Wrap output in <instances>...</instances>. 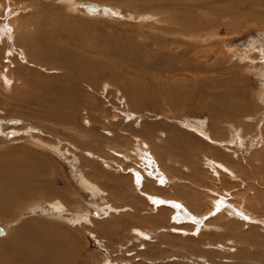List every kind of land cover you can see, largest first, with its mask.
<instances>
[{"label": "rangeland", "instance_id": "1", "mask_svg": "<svg viewBox=\"0 0 264 264\" xmlns=\"http://www.w3.org/2000/svg\"><path fill=\"white\" fill-rule=\"evenodd\" d=\"M83 5L109 7L117 15L92 16ZM174 18L199 27L178 28L170 23ZM23 21L26 29L19 28ZM7 25L17 50L5 59L10 46L0 37V71L8 67L13 78L11 88L0 86V166L10 161L25 170L37 162L40 181L57 192H37L0 219L17 222L16 229L30 223L16 240L38 230L47 239L52 231L57 264H264L253 259L264 253V145L258 153L246 147L233 155L181 126L199 121L222 141L231 125L250 143L264 120V0H0V31ZM49 39L59 57L43 48ZM59 58L72 68L54 61ZM223 100L229 107L221 108ZM141 140L172 184H131L129 175L142 164L123 155L134 160L130 153ZM206 157L228 165L237 180L223 170L215 178L202 166ZM82 177L99 194L92 195ZM159 193L166 199L163 211L146 197ZM175 197L206 215L214 209L211 199L241 206L245 197L253 215L225 233L209 226L219 224L214 218L200 227L177 223L168 206ZM56 199L91 221L78 225L59 215ZM16 232L0 239V264L22 263L8 254L7 239Z\"/></svg>", "mask_w": 264, "mask_h": 264}, {"label": "bare ground", "instance_id": "2", "mask_svg": "<svg viewBox=\"0 0 264 264\" xmlns=\"http://www.w3.org/2000/svg\"><path fill=\"white\" fill-rule=\"evenodd\" d=\"M66 1V0H65ZM74 2V1H73ZM211 2V1H210ZM73 4V3H72ZM74 5V4H73ZM87 5H83V9L86 7ZM90 6V5H89ZM80 7V6H79ZM81 7V8H82ZM90 7H97L98 8V12L96 14H93V13H89L88 11H86L88 14L92 15V16H96V15H105L107 16L108 18H113L114 16H116L117 14L115 13V11L109 7H103V6H100V5H96V6H90ZM76 8V7H75ZM102 8H105L107 9L106 12H104L103 10H101ZM85 10V9H84ZM215 10V13H217L219 10L217 9H213ZM120 13V12H119ZM228 14V12H226ZM104 16V17H105ZM170 23L173 24V26H177L178 28H182V29H189L188 31H196L197 28L199 27V23L196 22H192L191 20L189 19H184V18H174L173 20H170ZM17 24V23H16ZM18 25V24H17ZM22 28V29H26L27 28V25L26 23L23 21L21 24H19V28ZM206 29V28H205ZM12 28L10 26H2V29L0 31V37H5L7 39V43L9 44V48L7 49V51L5 52V59L9 60V58L13 55V52L16 49L15 47V44H14V39H15V36H13L12 34ZM39 38V37H38ZM39 41V39H38ZM49 43V44H48ZM48 43L45 42V45L43 46V48L49 52V54L51 52H53V57H59V55H57L55 52L56 50L54 51L55 48H57L54 44H52V39H49L48 40ZM38 49L40 50V47H39V44H38ZM249 50V49H248ZM247 51V50H246ZM262 52V51H261ZM51 54V55H52ZM18 55L20 57V59L23 61V62H26L28 63L27 61V56L25 54V52L22 50V49H19V52H18ZM54 61H57V63L59 64H63L62 63V60L59 58V59H56ZM66 64V63H65ZM63 64L67 69L69 68H72L71 66L69 65H65ZM264 65V63H263ZM6 67V66H5ZM75 69H78L77 68V65L75 64ZM263 69V67H262ZM7 72L6 73H3V71H0V86L4 88V86H7L8 88H11V84L13 82V78L11 77H8V67L6 68ZM261 71V70H260ZM75 72V71H74ZM87 73V72H86ZM79 74V73H77ZM82 75V73L80 74V76ZM83 76V75H82ZM262 76V75H261ZM264 76V74H263ZM262 79V78H261ZM13 87V86H12ZM232 92V91H231ZM224 94V93H223ZM227 94V93H226ZM225 95V94H224ZM223 95V96H224ZM260 95H264V87L262 88V91L260 93ZM230 97V96H229ZM234 97V96H233ZM232 97V98H233ZM261 97V96H260ZM212 99V98H211ZM217 101H220V100H217ZM233 105L234 103V100L232 99L231 101ZM229 104L228 102H226V100H223L222 104H221V108L224 109V108H227L229 107ZM236 105V104H235ZM231 106V105H230ZM234 106V105H233ZM236 107V106H235ZM238 108V107H237ZM236 109V108H235ZM53 110V109H52ZM235 112V111H234ZM240 113V112H238ZM132 116V115H131ZM225 117L227 119H231L235 117L234 113H228L225 115ZM238 117V116H237ZM134 118V117H133ZM224 118V120L226 119ZM222 120V119H221ZM189 121V120H188ZM254 121V119L252 120ZM3 121L0 120V125H3L2 123ZM199 122V121H198ZM197 121L195 122H191V123H183L181 124V126H184V127H187L191 130H193L194 132H197V133H200L201 136H203V138L205 140H208V142H210V144L213 146H217V147H220V148H223V149H227L229 150L230 152H232L233 155H238L239 152H242V151H245L246 147H249V149H252V150H255V153L259 150L258 148H260L261 145H264V137H263V131H261L263 128H261L263 125H264V120L263 118L260 119L259 123L261 122L260 126L256 128L255 130V133L253 135H251L249 138L251 139L250 140V143H247V140L245 139L246 136H241L240 133L241 131L239 129H236L234 128V126H231L229 125L228 126V137L227 138H224V140L222 141H217L215 139H213L211 137V134L210 132H208V130H205V126L203 123H198ZM13 123V122H12ZM258 123V124H259ZM186 128V129H187ZM238 128V127H237ZM199 137V136H198ZM202 138V139H203ZM139 142V145H136L137 147H134V152L132 151L130 154L135 156L134 157V160L133 159H130L129 158V153L128 154H124V158L129 160V161H135L136 159L138 160V163H141L142 166L136 170V169H133V170H136L132 175L130 174L129 177L131 179V184L134 185V187H139L140 189V186L147 183V181L149 179H156V182H158L159 184L161 183L162 185H165V184H172V181L174 180H170L168 178V176H166L165 173H163L160 169H158V166L159 164L161 163H158L159 161L156 159V156L154 154H151L149 151H147V149H149L148 145L145 144V142H143L142 140L141 141H138ZM207 143V142H206ZM133 146V145H132ZM144 146H145V149H144ZM147 147V149H146ZM137 148V150H136ZM235 149L237 151H235ZM222 150V149H221ZM248 150V149H247ZM154 152V151H152ZM220 152V151H219ZM254 152V151H253ZM134 153V154H133ZM258 153V152H257ZM24 154V153H23ZM251 154V153H250ZM25 155V154H24ZM92 155V154H90ZM243 155V153H242ZM254 155V154H253ZM32 156H34L32 154ZM154 156V157H153ZM9 157V156H8ZM25 157V156H24ZM225 157V156H224ZM232 157V156H231ZM238 157V156H237ZM254 157V156H253ZM255 157L258 158V154H255ZM30 158V157H29ZM31 158H36L35 156L34 157H31ZM246 158V157H245ZM249 158V157H248ZM8 160H12V157L10 158H6ZM95 159V158H94ZM97 159V158H96ZM99 159V158H98ZM153 159L156 160V164H154L152 161ZM214 159V158H213ZM212 158H204L203 159V163H202V166L203 168H205V170L209 169L211 172L213 171L214 173H216V176L215 178L219 179V176H222L221 173H222V170H223V173L227 174L230 178H232L233 180H237V176L235 175V171L233 172V170L225 165H222L218 162H216L215 160H213ZM231 159V158H230ZM239 159V158H238ZM243 159V158H242ZM253 158H251L252 160ZM33 160V159H32ZM229 160V159H228ZM261 160V159H260ZM99 162H101V164H103L105 166V168H108L106 167V161L104 160L103 157H100L99 160H97ZM235 161V160H234ZM237 161V160H236ZM250 161V160H249ZM23 162V161H22ZM128 162V161H127ZM224 162V161H223ZM229 162V161H228ZM263 162V161H262ZM8 165L6 167H1L3 165H1L0 167V219L1 218H6L8 216V212L13 209L12 207L16 206L17 204L23 202V201H27L29 200L30 198H33L37 192H47L49 191L50 193V190L53 191L54 193L57 194V192H55L53 190V188L51 186H48L46 185V183H43L42 180L40 181L39 179V174H40V171L43 170V167L41 164H37V162L34 164V163H30V166H27V167H30V168H27V169H18L20 168L18 165V167L14 168L15 166L12 164L13 162H7ZM26 163V162H25ZM28 163V162H27ZM129 163V162H128ZM132 163V162H131ZM153 163V165H152ZM230 163V162H229ZM238 163V162H237ZM33 164V165H32ZM98 164V163H97ZM135 164V163H134ZM239 164V163H238ZM256 164V163H255ZM5 165V164H4ZM20 165V164H19ZM28 165V164H27ZM143 165H144V168H143ZM157 165V166H156ZM230 165V164H229ZM235 165V164H234ZM233 165V166H234ZM237 165V164H236ZM252 165V164H251ZM23 166V164H22ZM109 166V164H108ZM246 166V165H245ZM255 166V165H254ZM131 167V166H130ZM231 167V166H230ZM238 167V166H237ZM258 167V166H257ZM26 168V167H24ZM129 168V167H128ZM127 168V169H128ZM161 168V167H160ZM130 169V168H129ZM235 169V168H234ZM253 169V168H252ZM257 169V168H256ZM114 170V169H113ZM132 170V171H133ZM220 170V172H219ZM166 171V170H165ZM208 171V170H207ZM162 172V173H161ZM209 172V171H208ZM43 173V172H42ZM132 173V172H131ZM159 173V174H158ZM207 173V172H205ZM211 174V173H209ZM226 176V175H225ZM239 176V175H238ZM245 176V175H244ZM80 177V176H79ZM242 177V176H241ZM126 179H128L127 177H125ZM228 178V177H227ZM231 179V180H232ZM214 180V179H213ZM239 180V179H238ZM217 181V180H216ZM241 181H242V178H241ZM81 182H83L82 184L85 186L86 189H88L90 192H92L91 194L92 195H95V193L98 192L99 194V191L97 190L98 188H96L93 183H90L89 180L85 177H82V180ZM80 182V183H81ZM149 182V181H148ZM220 182V181H219ZM236 182V181H235ZM240 182V181H239ZM242 184V183H240ZM80 185V184H79ZM144 186V185H143ZM81 187V186H80ZM175 187V186H173ZM254 187V186H253ZM262 187V186H261ZM143 188V187H142ZM155 188V187H154ZM159 188H163V186H159ZM259 188V187H258ZM264 188V187H263ZM260 189V188H259ZM57 191V190H56ZM160 191V190H159ZM161 195L163 194V191H161ZM212 192V190H211ZM249 192V190H248ZM134 194V193H133ZM144 194V193H143ZM214 194V193H213ZM254 195H256V192L253 193ZM44 195V193H43ZM48 195V194H46ZM106 195V194H105ZM151 195V194H150ZM149 194H147V198H149V200H151V204L152 206L154 205L155 208L157 209H161V205L164 204L163 200L162 199H165L164 197L160 196V193L157 195V194H154L150 196ZM96 196V195H95ZM102 196V195H101ZM224 196V195H223ZM145 197V196H144ZM172 198V197H171ZM231 198L233 199H236L234 198L233 196H231ZM241 199V206H237V205H232L230 204L229 200L227 201L225 198L222 199H218V200H214V199H211L212 203L214 204V209H213V212H209L207 215L205 213H200L199 212H196L197 210L193 209L192 207H187V205L181 203L179 200L176 199V197L174 199H171L172 202L168 203V206L170 207H173V217H172V221L174 220L175 222L177 223H180V222H194L195 225L197 227H200L201 225H203L207 220H210V219H213L214 218V221L218 222L219 224H213V225H209V226H214L217 227L221 233L225 231V229L227 228H232V229H236L238 228V225L239 223L243 220H246L247 221V217H251L253 215V213H251V211L246 208V205H248L246 203V198L244 197L243 198H240ZM63 200V199H62ZM148 200V201H149ZM166 200V199H165ZM168 200V199H167ZM225 200V201H224ZM169 201V200H168ZM210 201V200H209ZM53 204L52 206L55 208L56 211H58L59 215L61 216H66L69 221L73 222V223H78V225H81L83 222H88V221H91V220H88L87 219V215H84L82 213H77V214H70L71 211L69 210V207H67L68 205L67 204H63V202H61L60 200L58 201V199L52 201ZM239 202V203H241ZM51 204V203H50ZM244 204V208L242 207V205ZM256 204V202H255ZM111 206V205H110ZM180 207V208H179ZM256 207V206H255ZM259 207V206H258ZM38 208V207H36ZM35 208V209H36ZM51 209V207H49ZM53 208V209H54ZM109 208V207H108ZM112 208V207H111ZM250 208V206H249ZM71 209V208H70ZM155 209V210H157ZM110 210V209H109ZM162 210V209H161ZM159 210V211H161ZM74 211V210H72ZM113 211V210H112ZM163 211V210H162ZM195 211V212H194ZM210 211V210H209ZM111 212V211H110ZM57 213V212H56ZM104 213V212H103ZM215 213V215H214ZM218 213V214H216ZM160 214V213H159ZM58 215V214H57ZM107 215V214H106ZM172 215V214H171ZM63 218V217H62ZM154 219V218H153ZM152 219V221H153ZM157 219V218H156ZM237 220L235 223L233 222H229V221H225V220ZM218 220H221L222 222H219ZM65 221V220H63ZM156 223V222H155ZM242 223V222H241ZM250 223V222H249ZM30 223H26L25 226H20V228L16 229V227L19 225L17 224V222H10V223H0V229L3 231L4 235L0 237L1 238H4L6 236H8L9 232L12 231L14 228L15 230L17 231L16 233L14 234H11L9 235V238L7 239L8 243H9V253L10 254V257H18L20 256L22 258V263L20 261L21 264H57L55 263V260L54 258H56V254H57V251H55V243H53L55 240H53L52 238V231H51V234L48 236L50 237V240L49 237L47 236V239L45 238V236L43 235L44 232L41 230V233L43 234H40V230H38V232H35V231H32V233H28L25 237L24 240H16L17 239V235H20L22 234L24 231H26L22 228H27V227H30L29 226ZM210 224V223H207V225ZM237 224V225H235ZM77 225V224H76ZM91 225V224H90ZM235 225V226H234ZM253 225V224H252ZM256 225V224H255ZM187 225H185V228H186ZM254 226V225H253ZM33 228H35V225L31 226ZM242 227V226H241ZM52 228V227H50ZM188 228V227H187ZM204 228V227H203ZM208 228V227H207ZM252 228V227H251ZM161 229V228H160ZM216 229V228H215ZM23 232H22V231ZM45 230V229H44ZM47 230V229H46ZM45 230V231H46ZM248 230V229H247ZM30 231V230H29ZM49 231V232H50ZM160 231V230H159ZM49 232H45V234L49 233ZM54 232V230H53ZM57 232V231H56ZM161 232V231H160ZM226 232V231H225ZM224 232V233H225ZM229 232V231H228ZM215 233V232H214ZM24 234V233H23ZM153 235L157 234L156 231L152 232ZM55 236V235H54ZM157 236V235H156ZM256 236V235H255ZM23 237V236H22ZM56 237V236H55ZM153 237V236H152ZM163 237V236H161ZM56 239V238H55ZM153 238H151L152 240ZM158 239V238H157ZM160 239V238H159ZM231 239L232 241H234L235 239H232V238H227V240ZM246 239V238H245ZM48 240V242H47ZM150 240V238H149ZM50 241V242H49ZM230 241V240H229ZM227 243V242H226ZM223 244V243H222ZM235 246H237L239 244V242H237L235 240L234 242ZM255 245V244H253ZM207 246H216L218 247V243L217 244H212V243H209V245L207 244ZM224 246V245H223ZM214 248V247H213ZM63 249V248H62ZM210 249V248H209ZM232 249V248H231ZM262 249V248H261ZM59 250V249H58ZM219 250V249H218ZM229 250V249H228ZM230 251V250H229ZM205 252V251H204ZM216 252V251H215ZM206 255H208L207 253H204ZM212 254V253H211ZM9 256V255H8ZM218 256V254H217ZM224 256V255H223ZM249 257H251L252 255L251 254H248ZM228 257V261L229 260H234V261H237L235 259L236 256H229L227 255ZM258 258H262L261 261H263L264 259V253H263V256L261 255H256L254 256L253 259H258ZM204 259V258H203ZM16 261V260H15ZM223 264V263H221ZM256 264V263H255Z\"/></svg>", "mask_w": 264, "mask_h": 264}, {"label": "water", "instance_id": "3", "mask_svg": "<svg viewBox=\"0 0 264 264\" xmlns=\"http://www.w3.org/2000/svg\"><path fill=\"white\" fill-rule=\"evenodd\" d=\"M86 11H88L89 13H93V14H96L97 12H98V8L96 7H90V6H86L85 8H84ZM101 10H103L104 12H106L107 11V9H105V8H102ZM4 235V233H3V231L0 229V237L1 236H3Z\"/></svg>", "mask_w": 264, "mask_h": 264}]
</instances>
